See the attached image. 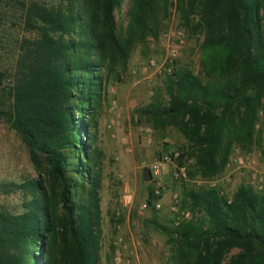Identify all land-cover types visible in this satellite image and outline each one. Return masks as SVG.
<instances>
[{"label":"trees","instance_id":"trees-1","mask_svg":"<svg viewBox=\"0 0 264 264\" xmlns=\"http://www.w3.org/2000/svg\"><path fill=\"white\" fill-rule=\"evenodd\" d=\"M9 1L22 34L0 48L9 54L0 60V121L26 146L34 175L0 181V196L18 193L22 204H0V264H100L101 152L91 116L168 0ZM125 1L123 26L116 14ZM176 4L202 34L203 77L176 69L167 100L143 113L176 128L186 140L179 164L186 155L189 174L211 179L233 147L248 153L264 139V0ZM186 195L199 218L165 229L178 264H264V191L240 184L229 197L215 187Z\"/></svg>","mask_w":264,"mask_h":264},{"label":"rangeland","instance_id":"rangeland-1","mask_svg":"<svg viewBox=\"0 0 264 264\" xmlns=\"http://www.w3.org/2000/svg\"><path fill=\"white\" fill-rule=\"evenodd\" d=\"M0 48L3 41L13 43L21 35L16 2L0 0ZM7 8V12L5 9ZM128 3L116 14L118 24L126 23ZM5 12V13H4ZM193 16V24L198 19ZM30 33H25L27 35ZM200 31L186 26L178 11L176 0L167 1V11L155 9L152 28L137 42L128 63L118 76L106 86L104 100L92 115V146L101 152L102 184L99 190L101 211L100 264H178L174 245L169 242L165 229H172L176 222L199 218V211L188 205L187 192L198 188L215 187L229 197L240 184L249 183L253 172L264 173V139L248 153L233 147L224 171L211 179H203L192 172L193 159L179 156L186 140L172 126L159 127L143 113V109L159 101H166V80L176 69L186 68L203 77L200 65ZM0 60L8 53L0 50ZM171 52H175L170 57ZM179 155L175 157L174 153ZM172 155L173 162L182 165L185 176H173L174 165L163 163L162 206L143 207L152 181L142 178V171L161 155ZM34 175L29 153L18 136L0 121V181H20ZM257 191V189L250 185ZM177 210H171L175 198ZM0 204L20 211L18 193L0 196ZM188 210L191 217L182 218ZM162 227L163 229H161ZM233 250L230 254L234 253ZM228 254V256L230 255Z\"/></svg>","mask_w":264,"mask_h":264},{"label":"built area","instance_id":"built-area-1","mask_svg":"<svg viewBox=\"0 0 264 264\" xmlns=\"http://www.w3.org/2000/svg\"><path fill=\"white\" fill-rule=\"evenodd\" d=\"M175 55V52H171L170 57H173ZM175 157L179 155L178 152L174 153ZM163 163H172L174 165V171H173V176L177 178H181L185 176V169L182 165H176L173 162L172 155L170 154H164L161 155V157L154 162H152L149 165V171L151 173V179L153 183V189L151 190V203L152 207L155 209H159L162 206L161 202V197H162V187H163V181H162V171H161V166ZM249 183L252 186H255L257 189H264V173H258V172H253L249 175ZM175 198V197H174ZM149 204L146 201L143 204V207H148ZM172 211L177 210V199L175 198L174 204L171 206ZM182 218L184 220H188L191 217V213L186 210L183 211L182 213ZM180 222H176V224H179Z\"/></svg>","mask_w":264,"mask_h":264},{"label":"water","instance_id":"water-1","mask_svg":"<svg viewBox=\"0 0 264 264\" xmlns=\"http://www.w3.org/2000/svg\"><path fill=\"white\" fill-rule=\"evenodd\" d=\"M142 178L145 181H150V179H151V173H150V171H149L148 168L143 169V171H142Z\"/></svg>","mask_w":264,"mask_h":264}]
</instances>
